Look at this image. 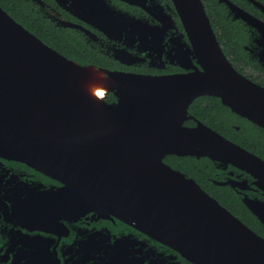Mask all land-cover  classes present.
Listing matches in <instances>:
<instances>
[{"label":"water","instance_id":"95a60500","mask_svg":"<svg viewBox=\"0 0 264 264\" xmlns=\"http://www.w3.org/2000/svg\"><path fill=\"white\" fill-rule=\"evenodd\" d=\"M171 1L188 39L178 63L192 71L160 77L79 64L0 6V150L62 180L60 206L69 213L77 214L78 192H97L92 196L99 206L122 201L142 216L151 235L160 228L184 231L168 242L198 264H264V238L162 162L169 153L208 156L250 173L264 190L262 159L203 124L182 125L194 97L209 94L264 128V87L226 58L202 0ZM218 1L264 36L262 21ZM120 15L113 11L112 31ZM93 83L114 91L117 101L92 99L85 87ZM113 133L130 134L123 151L107 137Z\"/></svg>","mask_w":264,"mask_h":264},{"label":"flooded vegetation","instance_id":"af4514ba","mask_svg":"<svg viewBox=\"0 0 264 264\" xmlns=\"http://www.w3.org/2000/svg\"><path fill=\"white\" fill-rule=\"evenodd\" d=\"M228 1L264 23V0ZM216 2L238 35L233 43H225L224 39L219 41L212 27L222 51L238 73L264 87V36L255 26L235 18L229 4ZM11 5L25 11L28 23L40 27L48 42L70 44L66 51H60L40 38L79 64L157 77L192 71L178 63L183 59L180 46L188 39L171 0H12ZM113 11L122 14L115 31L108 27ZM102 98L107 103L117 101L114 91H106ZM197 124L264 161V128L233 112L220 98L209 94L194 97L182 125L191 128ZM107 137L115 139L112 145L116 150L123 151L130 134ZM1 152L0 264H198L169 243L174 240L169 236L184 231L160 228L156 236L151 235L140 214L128 212L122 201L108 200L99 206L92 196L97 192L92 191L78 192L77 214L69 213L60 206L62 180L17 155ZM162 162L195 181L264 238V190L250 173L231 163L194 154L169 153ZM176 193L184 194L185 190ZM246 201H251L254 209Z\"/></svg>","mask_w":264,"mask_h":264},{"label":"trees","instance_id":"16d2710c","mask_svg":"<svg viewBox=\"0 0 264 264\" xmlns=\"http://www.w3.org/2000/svg\"><path fill=\"white\" fill-rule=\"evenodd\" d=\"M12 0H0V5L6 9L14 18L21 21L25 26H27L34 34H36L39 38L45 40L48 44H52L55 48L60 51H66V49L70 48L71 45L68 43H58L53 44L47 41L46 35L43 33L42 29L36 25H31L28 23V18L26 12L22 9H14L11 5ZM206 13L210 18L211 25L214 27L216 32V36L221 41L225 40V43H233V38L238 37L237 33H235V27H232L228 21L224 19V11L218 5L216 0H202ZM220 30V31H219ZM69 56H72L73 53H68Z\"/></svg>","mask_w":264,"mask_h":264},{"label":"bare ground","instance_id":"6f19581e","mask_svg":"<svg viewBox=\"0 0 264 264\" xmlns=\"http://www.w3.org/2000/svg\"><path fill=\"white\" fill-rule=\"evenodd\" d=\"M85 90L92 99H100L103 96V93H105V89L96 83L87 85Z\"/></svg>","mask_w":264,"mask_h":264}]
</instances>
